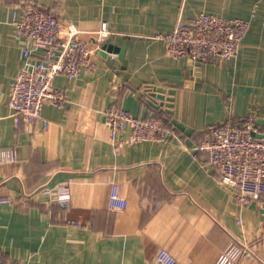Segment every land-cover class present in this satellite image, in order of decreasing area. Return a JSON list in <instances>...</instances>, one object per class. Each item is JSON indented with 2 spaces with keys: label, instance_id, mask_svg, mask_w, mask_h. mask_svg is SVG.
<instances>
[{
  "label": "crops",
  "instance_id": "crops-1",
  "mask_svg": "<svg viewBox=\"0 0 264 264\" xmlns=\"http://www.w3.org/2000/svg\"><path fill=\"white\" fill-rule=\"evenodd\" d=\"M28 1L53 9L97 48L94 66L78 78L55 76L53 85L66 89L67 100L44 104L46 129L16 126L8 106L23 50L33 44L13 23L18 4ZM201 12L250 21L236 57L191 63L150 37ZM104 21L110 34L101 37ZM156 87L175 90L165 92L171 106L150 95ZM114 106L140 118L163 117L174 134L115 148L105 122ZM229 111L254 113L264 126V0H0L3 262L162 264L157 254L165 248L174 264H217L231 241H242L258 257L238 264H264V194L239 204L197 149L206 129ZM4 149L14 158L4 159ZM69 179L72 198L61 213L40 188ZM113 184L127 199L125 208L110 206Z\"/></svg>",
  "mask_w": 264,
  "mask_h": 264
},
{
  "label": "built area",
  "instance_id": "built-area-1",
  "mask_svg": "<svg viewBox=\"0 0 264 264\" xmlns=\"http://www.w3.org/2000/svg\"><path fill=\"white\" fill-rule=\"evenodd\" d=\"M16 8L20 9L19 15L15 12L13 20L17 32L30 38L33 44L23 50L24 62L10 90L8 106L16 126L32 125L46 129L49 121L42 114L44 104L62 105L67 100L66 89L53 85L55 76L64 74L70 79L78 78L85 68L94 66L92 55L97 48L53 9L32 1L22 2ZM249 27L250 21L243 18L230 19L201 12L188 23L178 20L173 30L156 32L150 37L161 40L166 53L174 58H187L191 63L227 61L238 55ZM99 34L101 37L110 34L105 21ZM105 114L115 148L144 140L168 141L174 134V129L163 117L140 118L116 106ZM128 128L130 132L126 135ZM197 149L205 152V162L214 167L220 184L232 191L239 204L249 205L264 194V126L258 123L256 114L240 116L229 111L223 121L206 129ZM1 152L4 159L14 158V153L9 150ZM195 158L201 160L198 156ZM71 183L69 179L54 186L45 185L40 191L48 195L63 213L72 198ZM2 201L12 202L9 198ZM110 206H127V199L121 196L117 184L112 185ZM261 207L264 219V200ZM69 222L76 223L75 220ZM256 257L258 254L252 244L231 241L221 252L217 264H238L242 258ZM157 259L162 264L175 262L165 248L160 249ZM0 264H6L1 256Z\"/></svg>",
  "mask_w": 264,
  "mask_h": 264
},
{
  "label": "water",
  "instance_id": "water-1",
  "mask_svg": "<svg viewBox=\"0 0 264 264\" xmlns=\"http://www.w3.org/2000/svg\"><path fill=\"white\" fill-rule=\"evenodd\" d=\"M107 46L105 44L102 48L108 49L109 47H107ZM165 92L174 93L175 90L173 88L167 89V88H164V87H156L155 91L151 92L150 95L160 98L162 100L160 102V104L169 107V106H171V102L170 101L172 100V96H166ZM165 98H166V101H164Z\"/></svg>",
  "mask_w": 264,
  "mask_h": 264
},
{
  "label": "trees",
  "instance_id": "trees-1",
  "mask_svg": "<svg viewBox=\"0 0 264 264\" xmlns=\"http://www.w3.org/2000/svg\"><path fill=\"white\" fill-rule=\"evenodd\" d=\"M169 122V121H168ZM169 124L171 125V123L169 122Z\"/></svg>",
  "mask_w": 264,
  "mask_h": 264
}]
</instances>
